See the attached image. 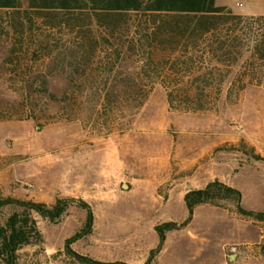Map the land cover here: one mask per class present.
I'll use <instances>...</instances> for the list:
<instances>
[{"label": "rangeland", "instance_id": "rangeland-1", "mask_svg": "<svg viewBox=\"0 0 264 264\" xmlns=\"http://www.w3.org/2000/svg\"><path fill=\"white\" fill-rule=\"evenodd\" d=\"M226 1L236 13L264 17V0ZM8 30L0 25V141L9 149L1 161L16 177L7 186L22 185L33 199L83 198L95 214L92 229L86 226L88 209L77 201L70 202V212L59 224L40 217L45 242L21 248L17 264H80L66 251V240L82 228L86 230L72 248L115 264H264V224L224 207L198 206L192 220L167 231L162 243L156 230L166 221H185L190 215L186 192L214 179L235 182L244 207L264 210V147L252 142L264 141V60L257 63L263 83L256 80L240 92H229L234 76L252 65L246 48L213 109H171L167 88L157 80L144 105L134 110L113 97L112 104L103 103L96 65L80 67L78 74L70 66L49 64L35 56L32 45L15 46ZM139 65L130 61L124 69L132 73ZM107 141H136V176L160 165L163 183L153 198L130 183L98 189L67 184L65 157L99 147L108 151L112 145ZM150 141H175L171 165L161 164ZM195 141L227 142L199 160ZM50 183L55 190L48 195Z\"/></svg>", "mask_w": 264, "mask_h": 264}, {"label": "trees", "instance_id": "trees-1", "mask_svg": "<svg viewBox=\"0 0 264 264\" xmlns=\"http://www.w3.org/2000/svg\"><path fill=\"white\" fill-rule=\"evenodd\" d=\"M263 19L236 13L217 0H28V5L23 0H0V25L13 32L15 46L32 45L35 56L70 66L78 74L80 67L96 65L103 103L112 104L113 97L134 110L144 105L157 80L167 88L171 109H213L246 48L252 65L234 76L229 92H240L256 80L263 83L257 65L264 60ZM130 61L140 64L137 71H125ZM184 199L189 217L182 223L156 225L161 243L167 231L188 224L195 209L207 203L264 224V210L244 207L242 190L220 179L189 189ZM71 201L88 209L86 226L92 229L94 210L83 198L59 196L51 203L1 198L0 204L14 203L15 208L0 223V263L17 264L21 248L43 245L39 218L61 223ZM85 230L67 238L66 251L82 264H115L72 248Z\"/></svg>", "mask_w": 264, "mask_h": 264}, {"label": "crops", "instance_id": "crops-1", "mask_svg": "<svg viewBox=\"0 0 264 264\" xmlns=\"http://www.w3.org/2000/svg\"><path fill=\"white\" fill-rule=\"evenodd\" d=\"M231 1L217 0L220 5H230ZM254 14V13H248ZM111 143V149L107 151L105 147H99L95 150H87L80 152V154L73 158L71 153L65 157L66 165V182L69 186L72 183H78L79 187L86 189L101 188L105 184H109L116 188L123 187L130 183L138 188L139 193H148L152 196L158 191L163 183L158 163L152 166L150 170H140L139 176H136V162L134 160V153L136 150V141H107ZM200 147L197 159H204L207 155L213 152L217 147L226 143L227 141H195ZM253 144L259 147H264V141H252ZM149 143V142H147ZM144 142L140 141V145ZM146 144V143H145ZM150 144L157 147L158 153L162 157L161 164L166 166L171 165L172 153L175 141H150ZM159 147V148H158ZM176 150L178 151L177 147ZM17 151V150H16ZM9 152L6 141H0V200L3 197H16L25 200H35L44 202H53V199L42 198L33 199L28 188L22 185L15 188L7 185L11 184L16 177L11 176L7 172L5 163H2V156ZM15 152L14 150L11 151ZM223 152H226L223 150ZM26 179V178H25ZM28 183V182H27ZM49 183V182H48ZM235 186V182L231 183ZM206 185V184H205ZM203 185V186H205ZM202 187V186H201ZM48 195L53 193L54 185L47 184ZM73 193V192H72ZM84 190L80 191L84 198ZM55 201V200H54ZM152 204L151 206H154ZM15 204L9 203L0 204V223L5 222L6 217L14 210Z\"/></svg>", "mask_w": 264, "mask_h": 264}, {"label": "built area", "instance_id": "built-area-1", "mask_svg": "<svg viewBox=\"0 0 264 264\" xmlns=\"http://www.w3.org/2000/svg\"><path fill=\"white\" fill-rule=\"evenodd\" d=\"M240 5L243 6L244 4L243 3H240ZM28 185L31 186V187H35V185L32 184V183H28Z\"/></svg>", "mask_w": 264, "mask_h": 264}]
</instances>
